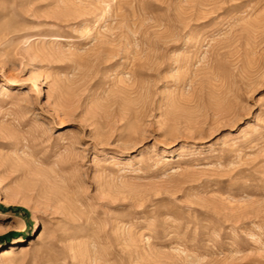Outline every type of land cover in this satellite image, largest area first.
I'll return each instance as SVG.
<instances>
[{
	"label": "rangeland",
	"instance_id": "1",
	"mask_svg": "<svg viewBox=\"0 0 264 264\" xmlns=\"http://www.w3.org/2000/svg\"><path fill=\"white\" fill-rule=\"evenodd\" d=\"M0 264H264V0H0Z\"/></svg>",
	"mask_w": 264,
	"mask_h": 264
},
{
	"label": "bare ground",
	"instance_id": "2",
	"mask_svg": "<svg viewBox=\"0 0 264 264\" xmlns=\"http://www.w3.org/2000/svg\"><path fill=\"white\" fill-rule=\"evenodd\" d=\"M11 253H12V248L11 247L4 250V254L5 255L6 254H11Z\"/></svg>",
	"mask_w": 264,
	"mask_h": 264
}]
</instances>
